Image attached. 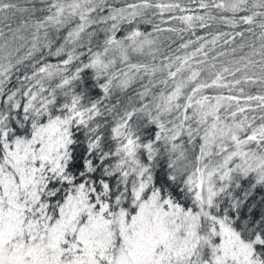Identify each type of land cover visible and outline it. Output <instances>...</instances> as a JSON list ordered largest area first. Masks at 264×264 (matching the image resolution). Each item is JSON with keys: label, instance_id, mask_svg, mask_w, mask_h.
Masks as SVG:
<instances>
[{"label": "snow or ice", "instance_id": "1", "mask_svg": "<svg viewBox=\"0 0 264 264\" xmlns=\"http://www.w3.org/2000/svg\"><path fill=\"white\" fill-rule=\"evenodd\" d=\"M0 264H264V0H0Z\"/></svg>", "mask_w": 264, "mask_h": 264}]
</instances>
